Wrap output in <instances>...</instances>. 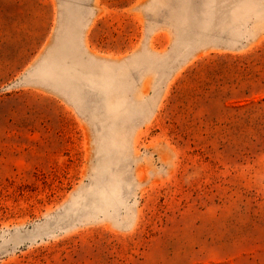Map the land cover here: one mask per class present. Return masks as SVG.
<instances>
[{
	"label": "rangeland",
	"instance_id": "obj_1",
	"mask_svg": "<svg viewBox=\"0 0 264 264\" xmlns=\"http://www.w3.org/2000/svg\"><path fill=\"white\" fill-rule=\"evenodd\" d=\"M0 264H264V0H0Z\"/></svg>",
	"mask_w": 264,
	"mask_h": 264
}]
</instances>
